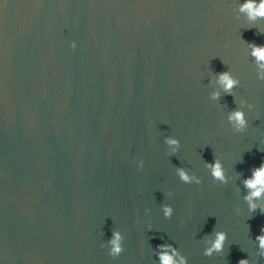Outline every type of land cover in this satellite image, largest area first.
Returning <instances> with one entry per match:
<instances>
[{
  "label": "water",
  "instance_id": "water-1",
  "mask_svg": "<svg viewBox=\"0 0 264 264\" xmlns=\"http://www.w3.org/2000/svg\"><path fill=\"white\" fill-rule=\"evenodd\" d=\"M243 3L0 0V264H160V244L188 264H264V214L241 183L264 162V81L244 42L264 45V19L247 29ZM228 69L236 102L211 101ZM240 99L254 105L243 133L227 122ZM214 156L226 185L205 167ZM113 229L116 258L101 247ZM214 230L224 254L206 257Z\"/></svg>",
  "mask_w": 264,
  "mask_h": 264
},
{
  "label": "clouds",
  "instance_id": "clouds-1",
  "mask_svg": "<svg viewBox=\"0 0 264 264\" xmlns=\"http://www.w3.org/2000/svg\"><path fill=\"white\" fill-rule=\"evenodd\" d=\"M238 11L243 13L246 17L247 29H251L255 26L258 19H264V0H245V3L239 6ZM239 19V17H237ZM264 34V32H261ZM247 48L250 49V55L255 58L256 64V76L260 81H264V45H257L256 43L246 42ZM71 47L76 48L75 41L72 42ZM223 63V61H222ZM215 83L220 86V90H213L209 93V98L211 101H219L224 95H231L234 97V89L240 85V80L233 76L232 72L228 69L227 71H222L215 73V79L210 80L209 83ZM234 102L235 97H234ZM239 107L230 110L227 114V122L231 125L232 129L237 133H243L248 128V119L246 117L244 108L252 109L254 105L248 103L244 99L238 101ZM164 143L169 149V155H175L180 148L179 139L173 136H166L164 138ZM140 166H143V161L139 162ZM205 167L209 170L211 177L215 182L221 185H226L232 177L226 174L225 168L220 158L214 156V162L209 163L205 161ZM176 175L181 182L185 184H201L202 180L194 173H190L185 167H176ZM244 188L247 190V194L243 196V200L246 202L248 207V212L255 214L259 211L264 214V204L259 203V201L264 200V162L260 164L259 167H254L251 170V176L241 180ZM239 191V189H237ZM171 195V193H168ZM239 211V209L237 210ZM162 212L166 219H170L173 215L174 209L171 205L163 204ZM251 218V217H250ZM151 231V228L149 229ZM212 239H209L206 235L203 237L205 245H207L203 250V255L206 257H211L213 255H223L225 249V243L227 240V233L225 231L214 230L211 233ZM125 237L121 231L117 229L112 230V235L109 240L101 244V247L107 246L109 248L108 255L116 258L123 251V241ZM258 241V255L264 258V227L261 228V234L256 236ZM156 255L159 257L160 264H188L187 257L181 254V252L174 247L172 244H160L156 247ZM238 264H250L248 259H240Z\"/></svg>",
  "mask_w": 264,
  "mask_h": 264
}]
</instances>
